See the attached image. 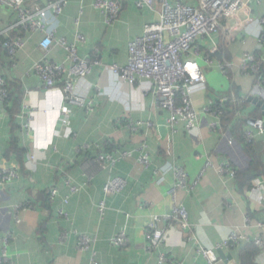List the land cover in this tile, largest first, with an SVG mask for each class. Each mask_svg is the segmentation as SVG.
Wrapping results in <instances>:
<instances>
[{
    "label": "crops",
    "instance_id": "crops-1",
    "mask_svg": "<svg viewBox=\"0 0 264 264\" xmlns=\"http://www.w3.org/2000/svg\"><path fill=\"white\" fill-rule=\"evenodd\" d=\"M67 1L60 15H48L47 30L55 42L75 44L79 58L97 57L100 62L86 79L75 82L84 107L66 103L59 90L44 89L33 71L44 57L67 66L65 50L53 45L43 52L39 48L43 35L21 31L17 13L0 8V75L13 97L11 104L0 100V167L19 173L15 181L0 186V264H157L158 254L174 264H208L198 250L213 249L234 233L243 240L224 251L234 264H241L242 257L250 264H264V248L258 250L253 243L261 233L257 224H264V194L251 198L254 182L264 180V130L250 129L258 177L252 185L240 178L251 162L244 143L246 120H261L264 129V109L252 103L264 107V83L259 81L264 76V44L258 39L257 24L264 19V0L251 1L254 22L245 29L197 41L200 54L190 58L197 60L206 84L195 86L191 95L198 111L197 126L191 131L182 123L175 131L170 129L169 112L156 107L150 83L128 86L111 70L127 65L129 43L159 20V6L138 9V0H127L117 20L106 25L105 13L94 7L96 0ZM46 4L47 0H25L24 8L35 12ZM232 24L222 22L223 27ZM77 36L84 41L78 43ZM16 38H22L24 46L9 56L3 43ZM213 47L217 52L210 54ZM246 53L260 62L257 74L242 73ZM204 56H209L208 64ZM221 64L230 65L227 75ZM221 96L239 100L240 106L232 117L221 118L213 131L209 125L215 120L202 110ZM88 105L92 110L86 109ZM237 119L244 124L240 131L231 128ZM135 122L151 126L132 132L127 124ZM124 152L130 156L123 158ZM111 154L113 162H106L105 168L95 163L99 155ZM141 157L147 158V165L139 162ZM207 159L211 167L204 171ZM221 165L232 169L233 180L226 182L217 174ZM175 169L187 180L172 195ZM115 179L125 186L106 198L103 188ZM65 181L78 191L72 193ZM52 187L58 197L50 208L45 195ZM258 197L260 203L255 202ZM26 203L32 208L15 212L16 206ZM173 206L186 212L188 228L169 230L166 243L148 253V221L154 215H169ZM59 209L64 215L57 214ZM119 234L127 245L111 246L110 239ZM81 235L92 242L88 252L80 254L76 247ZM216 264L226 263L217 255Z\"/></svg>",
    "mask_w": 264,
    "mask_h": 264
},
{
    "label": "built area",
    "instance_id": "built-area-1",
    "mask_svg": "<svg viewBox=\"0 0 264 264\" xmlns=\"http://www.w3.org/2000/svg\"><path fill=\"white\" fill-rule=\"evenodd\" d=\"M127 0H96L94 7L105 13L106 25L113 24ZM252 0H196V6L185 5L180 0H138L135 4L138 9L147 7L154 10L159 6V20L150 23L144 27L143 34L135 38L128 45V63L125 67L118 69L113 66L111 70L126 85L132 86L136 82L147 81L151 85V92L156 100V107L169 112L167 124L172 131H175L178 124L182 123L186 131H191L197 126L198 111L194 109L191 103V95L195 86L205 85L206 79L197 60L191 59L190 56L198 57L200 49L197 41L200 39H211L212 35L221 33L223 36L234 34L245 27L251 25L254 21L251 17L250 3ZM67 0H47L44 8L35 12L27 11L24 8L25 0H0V8L11 10L18 15V27L26 33H40L43 35L39 42V48L46 52L53 45H58L66 52V63L57 64L48 61L45 57L38 61L33 71L41 81L46 90H59L63 95L66 103L75 104L84 107V100L76 96L75 82L86 79L95 66L100 62L97 57L94 59H81L77 53L75 44L69 45L64 40L54 41L53 36L47 30L48 15H60L67 5ZM225 20L233 21L228 27H223L222 22ZM259 26L258 39L264 44V19L257 22ZM78 43L83 42V38L77 36ZM3 46L8 50L9 56L24 46L22 38L6 40ZM217 48L213 47L210 54H215ZM97 56V55H96ZM205 63L210 61L209 56H204ZM260 62H255L251 54H245L241 59L240 68L243 74H257L260 69ZM230 65L221 64L220 70L223 75H227ZM264 83V76L259 79ZM8 99V89L6 82L0 75V100L5 102ZM239 104V100H234ZM227 98L219 97L212 106L203 108V112L210 115L215 121L209 125L213 131L219 128V120L222 118L226 107ZM86 109L92 110L88 105ZM61 114L67 118V112ZM238 114V113H237ZM239 117V114H238ZM143 125L150 127V123H128L127 128L132 132H137ZM28 125H25L27 128ZM247 130L244 131V138L247 142L253 140L252 131L256 129L262 132L263 122L261 120H246ZM123 158H128L130 153L120 154ZM106 162H113L111 155H99L95 163L105 168ZM139 162L143 165L148 164L146 157H141ZM211 167V162L207 159L204 171ZM219 176L223 177L226 182L235 178L234 172L228 165H221L216 169ZM19 177L16 168L0 167V186H5L15 181ZM176 189L184 188L186 185V175L180 169H175ZM66 187L72 193L78 189L70 187L69 181H65ZM124 181L115 179L109 182L103 188L104 196L111 197L113 194L123 190ZM253 199L256 195L264 194V180H256L253 186ZM47 204L53 208L58 197L56 187L48 189L46 192ZM261 198L255 200L260 203ZM67 203V199L63 200ZM32 205L26 203L14 208L15 212L31 209ZM105 209L104 203L99 205V212L103 214ZM62 216L64 213L61 209L57 212ZM248 222V223H247ZM249 224V221L246 220ZM261 230L260 236L254 239V245L258 248H264V224L258 223ZM177 228L184 230L188 228L186 212L178 207L173 206L169 215L151 216L145 229V238L147 241L146 251L148 253L157 250L163 246L167 240L169 230ZM242 237L236 233L231 234L227 241L216 245L213 249H199L198 254L203 256L208 264L217 263V251H227L236 247ZM91 239L81 235L78 237V253L88 252ZM127 239L123 234L110 239V245L116 248L127 245ZM92 264H97L92 261ZM157 264H174L173 259L163 254H158Z\"/></svg>",
    "mask_w": 264,
    "mask_h": 264
},
{
    "label": "trees",
    "instance_id": "trees-1",
    "mask_svg": "<svg viewBox=\"0 0 264 264\" xmlns=\"http://www.w3.org/2000/svg\"><path fill=\"white\" fill-rule=\"evenodd\" d=\"M7 87V86H6ZM8 89V88H7ZM227 103H226V107L224 109V112H223V115H222V119L223 118H226L228 116V118L232 117L234 111L236 110V108H239L240 104H236V102H234V100H232V98L230 97H227ZM12 94L9 92V89H8V99L7 101H5V103L7 102L11 104L12 102ZM237 123L233 124V126L231 128H233L234 130H241L243 128V122L241 119H237L236 121ZM244 143H245V146H246V151L248 152V155L250 157V166H249V169L243 174V175H240V178H242V180L246 181V182H250L251 181V185H252V181L256 178L257 175L254 174V167H255V155L253 154V152L251 151V148H252V145H253V142L250 141V142H247L244 138ZM254 155V156H253ZM258 177V176H257ZM46 196V195H45ZM46 205L48 206L47 204V196H46ZM254 246V245H253ZM255 248L257 249L258 247L255 246ZM242 250V249H240ZM259 250V248H258ZM250 253L252 252L251 249L249 250ZM241 264H250L247 260H245V258L242 257V260H241ZM252 264V263H251Z\"/></svg>",
    "mask_w": 264,
    "mask_h": 264
},
{
    "label": "water",
    "instance_id": "water-1",
    "mask_svg": "<svg viewBox=\"0 0 264 264\" xmlns=\"http://www.w3.org/2000/svg\"><path fill=\"white\" fill-rule=\"evenodd\" d=\"M250 101V100H249ZM253 104L257 105L258 107H261L264 109L263 105L261 102H257V101H252ZM217 255L218 257L224 261L226 264H234L232 257L230 254H225L224 251H217Z\"/></svg>",
    "mask_w": 264,
    "mask_h": 264
}]
</instances>
